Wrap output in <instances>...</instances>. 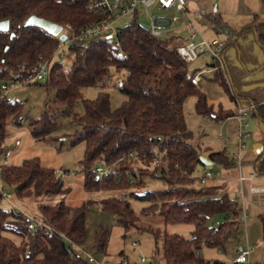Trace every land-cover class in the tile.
<instances>
[{
    "label": "trees",
    "instance_id": "obj_1",
    "mask_svg": "<svg viewBox=\"0 0 264 264\" xmlns=\"http://www.w3.org/2000/svg\"><path fill=\"white\" fill-rule=\"evenodd\" d=\"M89 1L92 0H0V20L8 21L7 30L0 31V85L22 64L32 67L39 59L49 61L42 85L53 90L55 99L69 108L63 110L64 114L68 115L78 100L82 107L76 118L80 128L70 143L78 140L84 143L80 159L83 188L88 192L106 193L98 206L115 215L124 231L131 227L145 228L137 224L139 217L129 198L145 203L138 212L156 214L164 224H192L189 237L176 233L160 235L157 228L145 230L150 231L154 242L160 238L164 264H203L201 256H195L200 242L207 247L222 246L237 224L239 207L235 199L218 192L214 185L198 188L192 185V173L202 164L189 142L192 133L186 127L182 103L193 95L197 114L219 120L229 113L220 111L211 115L204 94L193 80L194 72H188L186 63L166 46L171 38L149 35L137 18L119 29L118 41L126 55L124 59L117 58L118 49L109 42L71 41L64 52L69 65L66 70V63L52 61L56 38L39 27L22 26L30 14L60 26L69 24L73 29L104 19V14L87 11ZM201 16L235 41L253 33L256 41L264 46V18L254 16L251 22L232 29L217 13ZM111 69L122 72V77H117L116 88L124 99L115 108H110L108 92L103 90ZM214 72L219 73L220 83L229 92L220 69ZM87 87L98 88L95 97L82 98L81 90ZM229 94L231 100L236 101L235 95ZM20 107L18 102H7L6 96L0 93V154L9 134L8 125L21 123ZM250 109L251 116L264 123V101H251ZM28 126L33 137L44 138L56 129L57 122L51 113L43 110ZM128 152L131 156H127ZM122 155L125 157L118 159ZM226 155L218 151L208 157L223 167L234 165V160ZM254 156V168L264 172V149ZM96 160L121 161L112 172L96 178L93 170ZM137 169L144 170L143 176L159 179L166 187L135 191L145 185V181L135 175ZM0 180L18 199L29 195L48 197L67 191L61 179L55 177V169L44 166L37 157L24 159L17 165L0 164ZM92 203L93 200L88 199L70 207L61 199L53 203L40 202L38 218L52 228V234L39 226L31 230L29 223L19 215L0 206V264H92L68 254L59 236L63 233L82 245L87 234L85 216ZM258 219L264 247V211L258 214ZM216 220L218 225L214 224ZM108 235L107 227L98 226L93 235L95 251L104 252Z\"/></svg>",
    "mask_w": 264,
    "mask_h": 264
},
{
    "label": "rangeland",
    "instance_id": "obj_2",
    "mask_svg": "<svg viewBox=\"0 0 264 264\" xmlns=\"http://www.w3.org/2000/svg\"><path fill=\"white\" fill-rule=\"evenodd\" d=\"M199 0H194L192 3L190 14L194 18L196 25L204 38L212 39L218 38L225 41L226 47L223 49L222 67L220 69L229 90L226 91L220 83L219 73L215 74L211 63V58L206 53L199 54L194 60L186 62L188 72H194L197 75L195 81L197 88L205 96L207 106L210 108L211 115L215 112L224 111L229 113L225 118L214 120L210 115H199L194 110L195 96H188L182 103V113L185 124L192 135L189 142L196 149L198 155L208 156L211 152L224 151V145L227 143L234 144L237 139V122L234 118L237 110V104L242 108H246V115L244 121L248 126L245 130L249 133L247 138L242 139L245 144L239 152L236 147H232L230 151L226 152L228 158H232L238 154V158L234 160V165L223 167L218 163H213L202 167L200 164L196 166L192 173V185L196 188L201 186H211L215 184L213 178H217L223 184L222 191L237 201L239 207V214L236 218L237 224L234 230L230 232L229 237L219 247H207L202 245L199 253L204 261L203 264H232L231 260L236 255L237 248L241 245H249L252 248L249 259L254 264H264V247L260 239V222L258 214L264 211V192L254 195H248V184H257L264 186V172H257L253 168L254 154L252 147L259 143L264 149V123L251 116L250 103L264 101V46L258 43L253 35L249 33L246 37L235 41L232 37H228L225 32L220 30L214 24L202 19L201 12L204 11V6L212 8L211 1L205 0L203 6ZM255 9L258 11V16L264 15V0H252ZM262 3H258V2ZM216 3L212 0V4ZM197 6L200 10H197ZM157 12L151 11L152 14ZM138 24L142 27L148 26L146 15H142L138 9ZM227 25L238 29L243 24L252 20V17L245 15L238 16H223ZM249 18V19H248ZM125 19H119L117 25L124 24ZM61 60L66 62L68 60L64 52L67 51V45L62 46ZM54 61V60H52ZM122 72H115L110 70V79L107 86L103 90L108 92L109 106L115 108L124 99L118 89L116 83L118 82V75L122 77ZM98 88L87 87L81 90L82 98H93L96 95ZM236 97V101L231 100L230 94ZM9 95L16 101L23 103L18 114L21 123L19 126L8 125L7 131L10 136L7 141L13 138L20 140L18 147L12 148L11 155L4 159L0 154V164L17 165L24 159L37 157L41 164L52 169L60 170L62 177V187L67 188L64 193L54 194L48 197H36L29 195L28 197L18 199L16 198L10 187L2 185V190L11 194L10 200L24 213L29 216L38 217V204L40 202L53 203L56 200H63L65 204L70 207H75L85 200H93L89 210L85 216L86 239L81 245L87 251H90L95 257L105 260L107 264H114L121 259H125L129 263L138 262L139 256L145 258L146 264H164L161 248L160 238L154 242L152 234L145 228L159 230L160 235L163 233H176L184 237H189L193 229L190 223H162V220L156 214L151 212L142 214L138 212L144 202L130 199V204L133 210L138 214V225L145 227L143 230H138L131 227L127 231L122 229V226L117 223L116 216L100 209L98 203L101 198L106 197L103 191L88 192L83 188V177L81 172L80 159L83 156L84 143L78 140L71 144V138L76 130L80 128L77 121V115L82 112L80 100L70 108L68 115L63 113V110L69 108L59 103L54 97V91L46 89L42 83L34 85H23L9 92ZM46 110L54 116L57 122L56 129L44 138H35L29 132L28 123L35 119L38 115ZM15 136V137H14ZM4 141V145L7 143ZM3 148V145H2ZM96 160L94 164L98 163ZM113 162V161H111ZM116 163L112 167H116ZM239 164V165H238ZM238 168L242 176L248 173H254L255 178L250 182L244 181L243 197L238 199L235 197L238 189L237 177ZM206 169L212 172L211 179H206L204 183H200L199 178L203 175ZM144 170L137 169L135 175L145 181V185L141 189L131 187L137 192L152 189H162L166 185L159 179H150L148 176H143ZM149 173V172H148ZM118 194V193H117ZM0 206L3 209H10V205L2 198H0ZM245 212L244 221L241 217V209ZM98 226H105L109 231L107 244L104 252H97L94 248V231ZM16 241L15 236L7 234ZM133 243H136L133 245ZM217 262V263H214Z\"/></svg>",
    "mask_w": 264,
    "mask_h": 264
},
{
    "label": "built area",
    "instance_id": "obj_3",
    "mask_svg": "<svg viewBox=\"0 0 264 264\" xmlns=\"http://www.w3.org/2000/svg\"><path fill=\"white\" fill-rule=\"evenodd\" d=\"M86 9L89 12L104 14L105 18L99 21L91 22L77 29H73L71 25L65 24L61 26L59 34H64L65 38L60 39L59 34L53 36L56 38V48L54 49L52 56L53 60H57L62 63V46L68 45L71 41H89L100 40L109 42L114 48L118 49V59H124L125 54L120 50V44L118 41L119 29L127 24H130L134 18L138 20V9H140L142 15H146L148 20V26L145 27L149 35L156 38H171L166 44L168 48L173 49L179 57L186 63L194 60L199 54L206 53L211 58L212 69H221L222 67V55L223 49L226 47L225 41L218 38L206 39L202 32L198 29L196 22L189 10L186 7V0H92L86 4ZM156 10L154 14L151 11ZM125 19L124 24L117 25L119 19ZM64 54V53H63ZM50 62L39 59L32 67H26L24 64L20 65L18 69L11 75V78L0 85V93L6 96V100L9 103L16 102L9 92L23 85H33L44 83L48 74ZM69 65L66 63L64 69H68ZM222 70V69H221ZM195 74L193 80H197ZM19 104H23L18 102ZM246 115V108H242L237 105L236 114L234 118L237 122V139L230 146L229 143L225 145L226 151H230L232 147H236L239 150L244 147L242 139L247 138L249 133L247 129V122L244 121ZM10 136L8 134L7 138ZM15 137V136H14ZM7 138L4 141H7ZM9 141L4 145L2 155L4 159H7L12 151V147H18L20 140L13 138L11 143ZM127 156H131L128 152ZM133 156V155H132ZM125 155L120 156L118 159L124 158ZM238 158V154L232 157L233 160ZM121 160H115L113 162L105 163L99 160L98 163L93 165V170L96 178H101L104 174L113 171L112 167L114 162ZM3 164V163H2ZM239 165V164H238ZM158 174H155L157 176ZM55 177H62L60 170L55 171ZM212 172L206 169L203 175L199 178L200 183H204L206 179H211ZM255 177L250 173L247 177L238 174L237 181L243 183L244 181H251ZM248 192L251 194H257L264 192V187H249ZM0 196L9 205L10 210L13 213L19 215L22 220L29 223L30 229L34 230L36 227H43L48 234H52V228L45 224L38 217L29 216L22 212L11 200V194L2 190V183L0 180ZM235 197L242 199V190L236 191ZM241 217L244 221L245 212L241 209ZM215 225L219 224V221L214 222ZM59 236L65 243L66 252L73 255L75 258L87 260L92 264H107L105 260L97 259L90 251L85 250L81 245L76 244L65 234L59 233ZM136 243H133L135 245ZM202 246V242L200 243ZM252 248L248 245L241 247L236 255L232 258V264H254L250 261L249 255ZM199 255V251L195 252V256ZM114 264H146L145 258L139 256L138 262L129 263L125 259H121ZM149 264H152L149 262Z\"/></svg>",
    "mask_w": 264,
    "mask_h": 264
},
{
    "label": "crops",
    "instance_id": "obj_4",
    "mask_svg": "<svg viewBox=\"0 0 264 264\" xmlns=\"http://www.w3.org/2000/svg\"><path fill=\"white\" fill-rule=\"evenodd\" d=\"M209 1V0H208ZM211 1V6H212V8L210 9V8H208V7H206V6H204V11H202L201 12V14L202 13H217V14H219V16H220V18H221V20H224V18H223V16H225V15H227V16H238V15H245V16H249V18H251L252 17V20H253V18H254V16H256V17H258L259 19H261V18H264V15L263 16H258L257 15V13H258V11L255 9V5L254 4H252L253 3V1L252 0H214V2L216 1V3H213L212 4V0H210ZM257 1H259V0H257ZM192 3H194V0H186V7H187V9L189 10V12H191V7H192ZM197 3L199 4H201L202 6H203V3H205V0H199V2L197 1ZM258 3H262L261 1L260 2H258ZM197 10H200V7L199 6H197ZM201 11V10H200ZM248 18V19H249ZM252 20H250L249 22H251ZM249 22H247V23H249ZM247 23H245V24H247ZM227 24V23H226ZM244 25V24H243ZM231 27V26H230ZM232 28V27H231ZM232 29H235V28H232ZM241 107V106H240ZM230 144V146L232 145L231 143H229ZM224 151H226V149H225V145H224ZM223 151V152H224ZM226 152H228V151H226ZM225 153V152H224ZM226 154V153H225ZM11 155V154H10ZM208 157V156H207ZM209 158V157H208ZM202 167H204L205 165H201ZM253 168H254V166H253ZM255 169V168H254ZM210 170V169H209ZM258 172V171H257ZM238 174H241L240 173V170H239V168H238ZM250 173H248L245 177H247L248 175H249ZM252 174H254V173H252ZM255 175V174H254ZM256 177V176H255ZM254 177V178H255ZM253 178V179H254ZM252 179V180H253ZM213 181H216V183L215 184H210V185H214V186H216L217 187V191L218 192H225V191H222V188H223V184H221L220 183V181L217 179V178H213L212 179ZM251 180V181H252ZM251 181H246V182H248V183H250ZM242 184L243 183H239L238 181H237V185H238V189L236 190V191H238L239 189H241L242 190V194L244 193V191H243V187H242ZM249 187H264L263 185H257V184H248V186H247V190H249ZM226 193V192H225ZM248 193V195H254V194H251L250 192H247ZM236 194V193H235ZM201 243V242H200ZM202 245H203V243H202ZM244 245H241V246H239L238 248H237V251L239 250V248H241V247H243ZM249 246V245H248ZM200 248H201V246H200ZM237 251H236V253H237ZM235 253V254H236ZM199 255H200V253H199ZM200 257V256H199ZM97 258V257H96ZM97 259H99V258H97Z\"/></svg>",
    "mask_w": 264,
    "mask_h": 264
},
{
    "label": "water",
    "instance_id": "obj_5",
    "mask_svg": "<svg viewBox=\"0 0 264 264\" xmlns=\"http://www.w3.org/2000/svg\"><path fill=\"white\" fill-rule=\"evenodd\" d=\"M22 26L23 27H28V26L39 27V28L43 29L46 33H48L52 36H56L57 34H59V32L61 30L60 25L55 24V23L50 22V21H47L43 18L34 16L33 14H30L25 18ZM7 28H8V21L7 20H0V31H6ZM11 35H10V37H11ZM58 37L60 39H64L65 35L61 33L58 35ZM261 151H262V145L261 144L256 143L253 145L252 152L254 155L259 154ZM198 159L202 165L207 166V165L213 164V161L210 158H208L207 156L198 155Z\"/></svg>",
    "mask_w": 264,
    "mask_h": 264
}]
</instances>
